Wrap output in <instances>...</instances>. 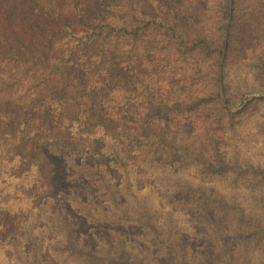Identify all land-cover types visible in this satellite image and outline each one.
<instances>
[{
	"label": "trees",
	"instance_id": "1",
	"mask_svg": "<svg viewBox=\"0 0 264 264\" xmlns=\"http://www.w3.org/2000/svg\"><path fill=\"white\" fill-rule=\"evenodd\" d=\"M185 1L190 0H0V214L22 212L8 199L32 185L34 167L16 173L20 158L34 148L25 130L63 121L78 132L91 100L109 122L108 129H97L99 156L108 165L85 155L77 162L65 149H48L63 161L71 185L67 203L50 201L51 212L67 219L66 247L57 252L76 250L73 213L93 225L94 237L102 227H114L106 232L113 234L115 250L81 253L91 262L151 264L137 245L117 243L125 237L115 228L137 229L143 241L154 242L147 241L155 233L153 215L141 206L134 214L130 200L140 192L141 169L152 164L157 177L163 174L156 160L166 152L203 160V168L186 178L194 187L179 182V188L191 198L188 205L210 219L203 225L213 222L204 239L211 252L215 243L232 245L248 229H259L254 222L264 209L257 215L245 209L248 201L232 188L244 184L241 174L228 170L242 168L239 146L257 140L258 125L264 124V99L230 111L246 94L264 92V0H191L204 7L183 20L171 4ZM123 75L132 78L129 86L115 83ZM225 176L232 177L229 191L217 188ZM165 242L159 264H222L211 252L193 254L185 263ZM8 251L14 264H37L30 230L0 242V264ZM220 252L232 259L226 247Z\"/></svg>",
	"mask_w": 264,
	"mask_h": 264
},
{
	"label": "rangeland",
	"instance_id": "2",
	"mask_svg": "<svg viewBox=\"0 0 264 264\" xmlns=\"http://www.w3.org/2000/svg\"><path fill=\"white\" fill-rule=\"evenodd\" d=\"M171 5L183 20L190 15H198L204 7L202 3L191 0ZM30 44L31 40L27 39L26 45L30 46ZM122 77L117 76L114 80L115 83L121 82L125 86L132 83L131 77L126 75ZM256 99H264V92L255 91L246 94L242 102L230 108V111L232 113L240 112L248 103ZM86 107L90 109L89 116L78 132H76L77 127H73L71 122L67 124L63 121L50 127L48 126L50 122L46 124L47 126L36 124L35 128L29 126V129L25 130L26 133L32 135L33 139L31 138L30 141H33L34 148L32 151L31 147L28 149L23 160L20 158L16 173L22 174L29 167H34L36 171L31 170V172L34 170L32 176L35 173L34 178L31 179L32 185L28 184L29 188L26 191L15 192L8 199V201L17 203L16 208L21 209L22 212L16 215L0 214V242H3L10 234H19L22 228L30 230L38 250L37 264H97V262L88 260L81 253L89 252L101 256L115 250L113 234L106 232L107 228L114 227L106 225L94 237L91 233L89 234V231L94 228L93 225L87 224L84 218L69 213L72 218L77 220L73 229L76 250L72 252L59 250L57 252V249L66 247L64 225L67 219L62 214L57 216L51 212L53 205L50 201L56 199L67 203L66 195L71 185L67 181L68 173L65 171L63 161L60 157L49 153L48 149L52 147L60 150L65 149L76 158L77 162H80L81 157L85 155L86 158L108 165L107 160L99 156L100 143L97 129L101 126L108 129L109 122L100 116L98 103L92 106V101L87 100ZM252 131L256 130L252 128ZM258 132L257 140L239 146V154L243 159L242 168L236 170L231 166V169L228 170V172H240V183L244 184L232 186L233 191L240 193L243 199L248 201L250 208L245 207V209L256 215L264 209V124L258 125ZM251 135L245 140L249 139ZM194 154L197 152L195 151ZM21 155L18 153L19 157ZM127 156L135 165H139L138 156L129 151ZM177 156L167 152L159 155L156 162L163 173L160 177L156 176V167L152 164L146 170L141 169L137 178V187L140 192L136 193L137 200L132 197L130 200L134 214H140V209H137L141 206L153 215L155 233L152 234L148 229L145 232L152 234L147 238V241L154 239V242L143 241L141 237L144 232L137 229L115 228V231H119L120 235L123 234L125 237L120 238L119 236L117 243L122 241L137 245L143 258H146L151 264H159L164 259L165 244L167 243L165 241L174 245V250L178 252L179 258L185 263L193 259V254L211 252L210 247L205 245L204 239L211 236L208 225L213 222L203 225V223H209L210 219L203 217V214L189 206L191 198L189 200V197L184 194V190L179 188V182H189L193 186L191 180L188 181L186 178L195 176L203 168V160L186 155ZM21 161L24 163L23 165H21ZM237 164L238 162L235 165ZM109 170L113 173L111 168ZM231 178V176H225L220 179L217 182V188L229 191ZM31 205L35 209L32 212L28 208ZM46 208L50 210H46ZM256 222L260 223L257 231L252 232L251 228L248 229L250 234L242 235L232 245L222 244V242L213 244L215 252H211L213 253L212 258H217V263L219 260L222 264H264V214L258 217L254 224ZM233 227L238 228L239 226L234 223ZM176 240H178V245H176ZM180 241H182L181 247H179ZM224 247L228 249L229 256L232 253V259L227 255L222 258L221 252L217 253ZM23 252L24 255H27L28 249L24 247ZM11 256L10 251L5 252L6 262L4 261V264H14L11 261Z\"/></svg>",
	"mask_w": 264,
	"mask_h": 264
}]
</instances>
